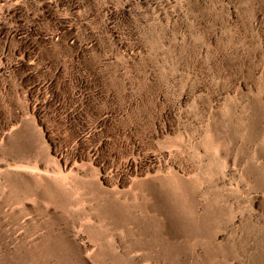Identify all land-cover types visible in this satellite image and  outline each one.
Listing matches in <instances>:
<instances>
[{"label":"rangeland","instance_id":"obj_1","mask_svg":"<svg viewBox=\"0 0 264 264\" xmlns=\"http://www.w3.org/2000/svg\"><path fill=\"white\" fill-rule=\"evenodd\" d=\"M0 264H264V0H0Z\"/></svg>","mask_w":264,"mask_h":264}]
</instances>
